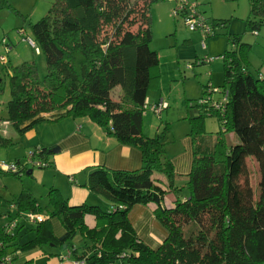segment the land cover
Masks as SVG:
<instances>
[{"label": "trees", "instance_id": "1", "mask_svg": "<svg viewBox=\"0 0 264 264\" xmlns=\"http://www.w3.org/2000/svg\"><path fill=\"white\" fill-rule=\"evenodd\" d=\"M156 1L53 0L47 13L30 24L46 73L40 79L33 62L12 67L6 121L22 132L44 120L87 116L119 143L138 148L142 165L136 170L95 166L89 171L85 186L108 200L107 207L70 204L54 187L44 207L27 190L14 200L0 197V218L6 219L0 222V260H10L0 264H33L19 261V251L46 245L61 247L75 262L85 264H264V76L253 77L248 71L250 45L238 34H227L219 88L226 100L219 109L214 104L219 99L200 97L199 115L190 118L187 181L174 185V160L165 154L160 135L143 133L151 71L159 64L157 52L150 48L151 6ZM250 3L253 14L264 15V0ZM4 4L0 0V7ZM210 25L214 33L224 23ZM206 115L216 116L219 131L213 140L197 144ZM59 149L57 144L39 147L35 155L45 161ZM247 157L258 163L256 199ZM13 163L17 172H0L19 176L37 167ZM170 191L175 198L167 206L163 203ZM149 203L155 204V217L165 230L156 246L136 234L129 218L132 206ZM28 213L46 217L30 222ZM87 213L95 217L92 227L84 221ZM53 218L63 227L60 236L54 233ZM13 220L16 224L7 229ZM186 225L194 229L187 236ZM29 232L33 235L25 238ZM77 236L78 247L73 243Z\"/></svg>", "mask_w": 264, "mask_h": 264}, {"label": "rangeland", "instance_id": "2", "mask_svg": "<svg viewBox=\"0 0 264 264\" xmlns=\"http://www.w3.org/2000/svg\"><path fill=\"white\" fill-rule=\"evenodd\" d=\"M190 1L197 3L196 7L203 12L209 24L217 21L223 22L224 26H216L214 33L203 38L199 31H190L185 26L181 15L173 16L175 2L157 0L151 6L150 48L157 52L159 64L151 71L153 78L147 92L149 105L143 114V133L147 136L160 135L165 154L170 158L190 151V118L199 115L200 97H212L213 100L222 97L219 90L223 87L224 77L221 55L229 48L227 34H238L243 42L250 45L247 52L248 71L253 77L264 76V15H256L250 11V0ZM52 2L53 0H5V4L0 7V57L5 59L4 62L0 59V138L6 139V142L0 140V168L2 164H10L16 160L26 163L28 154L39 148L35 143L42 140L51 143L57 139L56 131L60 128L58 121L35 123L30 128L33 131L31 136L27 134L29 129L20 132L10 121L7 125L1 123L7 118L6 103L10 97L12 67L24 61L33 62L40 79L46 73L44 55L35 42L37 49L27 40H33L30 24L44 16ZM202 40L205 47L202 46ZM159 104H162L160 111L151 109L153 105L160 108ZM82 117L85 116L70 118ZM202 125L198 134L200 136L197 135L195 140L197 144L213 140L219 131L216 116L206 115L202 119ZM49 157L52 158V155L47 156ZM246 163L248 179L256 199L259 195L258 163L253 157H247ZM50 166L52 165L47 160L45 167H33L32 174L22 172L16 176L0 172V197L3 201L14 200L22 190L29 188L34 192L37 202L44 207L50 188L46 184L49 182L47 178L52 175L50 173L47 177ZM28 168L31 169V166ZM5 207H2V211ZM0 222L4 224L5 217H1ZM192 230L191 225L183 228L186 236ZM32 235L29 232L25 238ZM73 243L81 244L80 237L77 236Z\"/></svg>", "mask_w": 264, "mask_h": 264}, {"label": "crops", "instance_id": "3", "mask_svg": "<svg viewBox=\"0 0 264 264\" xmlns=\"http://www.w3.org/2000/svg\"><path fill=\"white\" fill-rule=\"evenodd\" d=\"M119 92L120 89L116 88V93L118 94ZM146 100L148 101L149 98L147 97ZM70 117L66 116L63 119L54 120L60 123V128L56 131L57 139L51 141V143L46 140L35 143L36 147L54 144L60 146L57 153L51 154L52 158H46L52 165L47 171V177L50 173L52 175L47 178L49 182L47 181L46 184L50 188H57L68 199L70 204L76 205L87 202L107 207L110 204L108 200L102 195L91 192L85 186L89 171L95 166H102L112 170L139 169L142 165L141 153L134 146L119 143L115 137L107 134L103 128L89 117L85 116L79 119H71ZM2 124L7 125L9 122ZM30 128H28V136L33 134ZM172 159L174 160L176 173L173 184L181 186L187 181L186 174L191 164V151ZM158 177L161 182L167 184L164 177ZM25 190L29 191L37 200L31 189ZM174 198L173 192L166 193L163 204L170 206L169 204L172 203ZM37 203L39 204V202ZM155 207L153 203L147 205L136 204L129 210V218L136 234L151 246L158 245L165 236L163 226L155 217ZM41 215L42 218L46 217L43 213ZM84 221L89 227L94 226L96 223L94 215L88 213L85 214ZM52 225L54 233L60 236L63 233L60 221L53 218ZM79 245L76 244V247ZM67 255L68 252L61 247L48 246L46 249L34 248L32 250L19 251L18 259L19 261L31 260L33 264H75L73 257ZM79 264L85 263L80 262Z\"/></svg>", "mask_w": 264, "mask_h": 264}, {"label": "built area", "instance_id": "4", "mask_svg": "<svg viewBox=\"0 0 264 264\" xmlns=\"http://www.w3.org/2000/svg\"><path fill=\"white\" fill-rule=\"evenodd\" d=\"M171 2H175V7L173 8L172 14L173 16H178L181 15L183 18V21L185 23V26L190 30V31H199V33H201L202 37L205 38L207 37V35L212 34V27L211 25L207 22L205 16L203 15V12L200 11L196 5L197 3H193L190 0H168ZM28 43L37 49V47L35 46V43L32 39L28 38ZM202 46L205 47V42L202 40ZM0 59L4 62L5 59L3 58V56L0 57ZM226 100V94L222 93V97L221 99L218 100V102H214L215 107L222 109V105L224 103V101ZM204 101V100H203ZM149 105V103H145V108H147V106ZM160 108H157V105H153L151 106L152 110H161L162 104H159ZM2 123L7 124L8 121L3 120L1 121ZM36 152H31L30 154H28L27 157V162L28 164H32L34 166H40V167H45L46 166V161L39 159L36 157ZM4 171L7 172H17L19 170V167L11 162L10 164H2L1 168ZM27 219L30 222H35L38 220L42 219V215L40 213H28L27 214ZM15 220L11 221L8 225H6L7 229H12L15 225ZM2 262L0 263H5V262H9V257H2L1 260ZM80 262H75V264H79Z\"/></svg>", "mask_w": 264, "mask_h": 264}, {"label": "water", "instance_id": "5", "mask_svg": "<svg viewBox=\"0 0 264 264\" xmlns=\"http://www.w3.org/2000/svg\"><path fill=\"white\" fill-rule=\"evenodd\" d=\"M31 172V171H30ZM29 173V171L27 172V174Z\"/></svg>", "mask_w": 264, "mask_h": 264}]
</instances>
